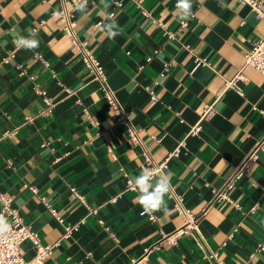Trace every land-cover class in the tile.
<instances>
[{
    "label": "crops",
    "instance_id": "obj_1",
    "mask_svg": "<svg viewBox=\"0 0 264 264\" xmlns=\"http://www.w3.org/2000/svg\"><path fill=\"white\" fill-rule=\"evenodd\" d=\"M178 3L0 0V191L51 245L42 264H217L210 251L224 264H264V76L244 63L264 18L238 0H190L187 15ZM62 9L151 159L183 142L164 169L169 211L155 220L126 189L148 166L142 147L63 33ZM12 29L35 31L39 47L20 46ZM256 143L249 172L216 196ZM31 244H20L25 258Z\"/></svg>",
    "mask_w": 264,
    "mask_h": 264
},
{
    "label": "built area",
    "instance_id": "obj_2",
    "mask_svg": "<svg viewBox=\"0 0 264 264\" xmlns=\"http://www.w3.org/2000/svg\"><path fill=\"white\" fill-rule=\"evenodd\" d=\"M81 2L82 0H75V4ZM238 2L247 5L255 13L256 17L264 18L263 2L259 0H238ZM59 13L64 19V23L62 26L63 33L69 39H71L70 41L73 47L80 53L84 65L88 68V70L92 74V77H94L93 79H96L101 83L104 91V96H106V101L113 108L115 121L125 125L127 133L131 140L142 147V156L144 160L148 162V166L146 168L152 169L154 176L163 174L168 160L171 157H176L179 154L183 142H179L160 161H153L151 159L149 152L142 144V141L139 137L140 134H138V130L135 129L130 122L129 113L122 108L116 97L113 95V91L106 84L107 77L102 69L99 60L91 53V51L86 46V43L84 41H79L75 36L74 28L76 22L72 13L66 9H62ZM7 58L8 57H6L4 60L6 61ZM195 61L196 65L199 63H203V59H200L198 57H195ZM244 63L252 66L264 76V36L254 40L251 43V47L244 54ZM238 77L239 75H237L235 79L228 81L227 84L232 85ZM38 92L44 94V91L39 90ZM43 100L46 104V108L51 105V101L47 96L44 95ZM198 128V124L196 123L191 128L190 133L196 132ZM158 140L159 139L156 138V141ZM259 145V143H256L252 151H250V153H248L242 159V161L238 165H236L232 173L225 179L222 187L217 191L216 196L225 198V190L229 189L236 179L242 177L243 175H246L249 172L248 162L256 158V150L258 149ZM126 189L135 190V186L132 183L131 179L126 180ZM71 190L73 192L74 188H72ZM74 194L78 197V199H80L81 202H83L82 196L78 195L75 191ZM11 206L12 205L10 204V198L0 191V218H2L8 225L6 231H0V264H42L44 258L50 253L51 245L41 244L37 233L31 229L29 224L24 223L19 212ZM173 206L184 219L190 217V213L183 206L180 196L174 197ZM142 211V207L140 206V209L138 211V214L140 216H146L149 220L156 219L155 214L151 216L142 215ZM98 222L99 224L104 226V222L101 219H99ZM68 230V227H66L64 234H67ZM178 231H176V233ZM25 239H28L30 243H32L31 246L34 249V254L30 258H25L20 248L21 242ZM166 241L171 242V240H168L167 238ZM206 256L209 259H215L217 264H224L222 261L216 259L215 251H210Z\"/></svg>",
    "mask_w": 264,
    "mask_h": 264
},
{
    "label": "clouds",
    "instance_id": "obj_3",
    "mask_svg": "<svg viewBox=\"0 0 264 264\" xmlns=\"http://www.w3.org/2000/svg\"><path fill=\"white\" fill-rule=\"evenodd\" d=\"M190 6V0H179L178 7L183 10L184 15H187ZM113 29L114 26L112 24L107 26L106 35L109 38H114L118 34ZM11 31L15 33L19 45L25 49L33 50L39 47V39L35 31L29 29L27 37L20 36L15 29ZM132 183L135 186V190L139 193L136 200L142 207V215L151 216L158 211H162L165 214L168 213L169 209L165 196L169 194L171 188L170 173L154 176L152 169L143 168L141 173L134 177ZM7 228L8 225L0 218V231H6Z\"/></svg>",
    "mask_w": 264,
    "mask_h": 264
}]
</instances>
